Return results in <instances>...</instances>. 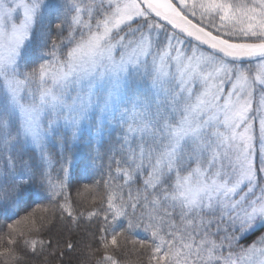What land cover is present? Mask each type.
Segmentation results:
<instances>
[{
	"label": "snow or ice",
	"instance_id": "1",
	"mask_svg": "<svg viewBox=\"0 0 264 264\" xmlns=\"http://www.w3.org/2000/svg\"><path fill=\"white\" fill-rule=\"evenodd\" d=\"M0 264H264V0H0Z\"/></svg>",
	"mask_w": 264,
	"mask_h": 264
}]
</instances>
